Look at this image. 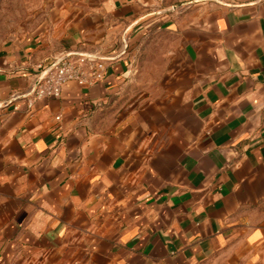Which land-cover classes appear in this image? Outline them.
Wrapping results in <instances>:
<instances>
[{
  "label": "crops",
  "instance_id": "0c3cea01",
  "mask_svg": "<svg viewBox=\"0 0 264 264\" xmlns=\"http://www.w3.org/2000/svg\"><path fill=\"white\" fill-rule=\"evenodd\" d=\"M73 51L103 79L28 106ZM0 264H264V3L56 0L2 43Z\"/></svg>",
  "mask_w": 264,
  "mask_h": 264
},
{
  "label": "built area",
  "instance_id": "2783aa9c",
  "mask_svg": "<svg viewBox=\"0 0 264 264\" xmlns=\"http://www.w3.org/2000/svg\"><path fill=\"white\" fill-rule=\"evenodd\" d=\"M36 69V81L26 95L28 106L44 97H59L68 81L88 86L96 84L105 75L106 60L94 53L73 51L47 64L39 63Z\"/></svg>",
  "mask_w": 264,
  "mask_h": 264
},
{
  "label": "rangeland",
  "instance_id": "374dc122",
  "mask_svg": "<svg viewBox=\"0 0 264 264\" xmlns=\"http://www.w3.org/2000/svg\"><path fill=\"white\" fill-rule=\"evenodd\" d=\"M56 0H0V45L35 31Z\"/></svg>",
  "mask_w": 264,
  "mask_h": 264
}]
</instances>
